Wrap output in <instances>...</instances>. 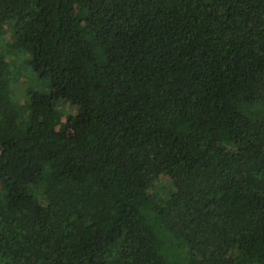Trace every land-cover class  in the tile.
<instances>
[{
  "label": "trees",
  "instance_id": "trees-1",
  "mask_svg": "<svg viewBox=\"0 0 264 264\" xmlns=\"http://www.w3.org/2000/svg\"><path fill=\"white\" fill-rule=\"evenodd\" d=\"M0 24V264H264V0H0Z\"/></svg>",
  "mask_w": 264,
  "mask_h": 264
},
{
  "label": "rangeland",
  "instance_id": "rangeland-1",
  "mask_svg": "<svg viewBox=\"0 0 264 264\" xmlns=\"http://www.w3.org/2000/svg\"><path fill=\"white\" fill-rule=\"evenodd\" d=\"M9 27L6 24H0V31L4 32V38L8 39L9 33H8ZM11 53L7 51V55H10ZM67 108V107H66ZM68 113L70 110H66ZM63 122V123H62ZM61 123L64 124L66 121L65 119ZM59 126H55L54 129H58ZM150 181H152L151 186L154 193H160L161 195H164L163 193L166 192V188L169 185L168 178L165 172V167H156L152 170L150 173ZM158 193V194H159Z\"/></svg>",
  "mask_w": 264,
  "mask_h": 264
}]
</instances>
